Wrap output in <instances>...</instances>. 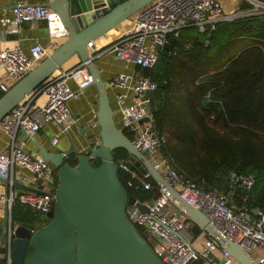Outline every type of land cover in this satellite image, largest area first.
Here are the masks:
<instances>
[{
  "label": "built area",
  "instance_id": "1",
  "mask_svg": "<svg viewBox=\"0 0 264 264\" xmlns=\"http://www.w3.org/2000/svg\"><path fill=\"white\" fill-rule=\"evenodd\" d=\"M248 1L252 3L250 8L227 11L220 0H153L133 15L130 27L116 36L106 33L90 40L87 47L93 59L112 53L127 63L151 69L157 63L169 36L180 35L182 28L187 25H195L199 31L209 32L220 21L256 12L264 13V0ZM34 19L45 21L50 37L47 44L34 41L28 51L20 44L0 48V63L14 82L67 37L68 31L59 13L47 2L16 0L10 10L0 14V26L15 25L14 30H17L22 22ZM71 79L77 84L76 88L71 87ZM91 80L92 75L85 61L71 67L62 66L1 120V129L9 135L10 150L0 149V177L9 179L7 188L0 191V200L5 201L8 207L20 203L34 210L38 218L47 217L55 202L57 171L48 165L41 153L23 150L17 134L21 132L31 136L46 123L54 122L60 127V131L52 137V142L57 144L60 134L70 126L69 100L78 97ZM109 85L122 90L116 92L121 126L133 128L132 141L140 150H148L147 155L154 167L191 205L201 209L211 223L209 231L203 230L200 234L202 240L197 242L198 236L193 233L191 220L164 191L158 197L144 201L148 205L146 211L134 205L127 206L129 218L145 226L146 237L152 242L157 254L167 264H192L198 258L204 259L205 264H218L221 260L222 264H239L224 246V243L234 241L251 254L259 250L255 258L264 264V212L258 210L252 217L246 205L234 208L224 193L202 188L194 180L179 173L168 158L158 153L157 149L166 141V135L153 128L151 93L157 88L156 81L149 74L141 72H119L109 79ZM8 87L6 84L1 85L4 90ZM128 91L136 96L134 101L127 100ZM37 94L45 96L44 104L33 103ZM139 119L144 120L139 123ZM15 166L28 168L31 174L26 177L27 184L43 191L23 189L16 192L13 184ZM119 166L139 180L135 187H152L150 170L145 169L139 177L126 163L120 161ZM229 177L234 186L244 189H250L255 181L253 175L236 170L231 171ZM0 264H10V260Z\"/></svg>",
  "mask_w": 264,
  "mask_h": 264
},
{
  "label": "water",
  "instance_id": "2",
  "mask_svg": "<svg viewBox=\"0 0 264 264\" xmlns=\"http://www.w3.org/2000/svg\"><path fill=\"white\" fill-rule=\"evenodd\" d=\"M151 1H47L59 13L68 31L67 37L6 90L0 88L1 122L18 102L77 54L81 61L86 62L92 75L90 84H95L99 93L95 123L99 126L97 134L87 135L88 127H81L88 150L81 152L71 138L70 147L65 150L41 151L44 158L54 164L58 178L55 202L47 213L49 220L40 225L20 222L9 219L6 211L1 242L8 244L10 264H167L127 214L129 205L141 211H146L148 205L129 193L121 182L119 163L113 152L118 147L126 148L128 154L137 157L151 171L158 183L154 188V198L164 191L192 222L209 231L211 223L206 214L180 194L154 167L147 155L148 150H140L125 135L124 128L118 125L107 81L87 47L88 41L105 35L122 21L132 18ZM240 6L246 9L252 3L242 0ZM73 154L76 164L69 160ZM96 160L99 163L95 165L93 162ZM0 178L9 183V179ZM13 184L26 190L43 191L15 180ZM248 193L251 190L248 189ZM258 210V207L254 208L255 213ZM224 246L239 264H260L241 244L229 241ZM218 264H222V260Z\"/></svg>",
  "mask_w": 264,
  "mask_h": 264
},
{
  "label": "trees",
  "instance_id": "3",
  "mask_svg": "<svg viewBox=\"0 0 264 264\" xmlns=\"http://www.w3.org/2000/svg\"><path fill=\"white\" fill-rule=\"evenodd\" d=\"M187 27L197 28L187 25L180 35H170L153 68L138 66L157 83L151 93L153 128L166 135L157 151L186 178L224 193L234 208L246 205L255 217L254 208L264 212V13L220 21L209 32L199 31L203 36L187 38ZM221 29L226 36L219 35ZM124 133L133 139L132 127H125ZM113 152L116 162L143 175L144 164L126 148ZM233 170L253 175L251 193L231 183ZM118 175L139 200L154 198L158 183L153 177L152 187L144 188L135 187L139 180L121 166ZM12 216L37 225L49 220L20 203L13 204ZM135 224L146 236L145 226ZM190 224L199 236L201 228ZM192 264L205 261L198 258Z\"/></svg>",
  "mask_w": 264,
  "mask_h": 264
},
{
  "label": "crops",
  "instance_id": "4",
  "mask_svg": "<svg viewBox=\"0 0 264 264\" xmlns=\"http://www.w3.org/2000/svg\"><path fill=\"white\" fill-rule=\"evenodd\" d=\"M32 3H45L49 0H25ZM224 9L229 11L237 8H241L242 0H220ZM16 0H0V14L10 10L15 4ZM133 16L130 19L122 21L115 28L108 31V34L113 36L118 35L125 29L131 26ZM15 25L10 27L0 26V48L13 46L20 44L25 51L29 50L30 45L34 41H41L47 44L50 41V37L45 25V21L40 19L28 20L22 22L17 30ZM80 58L77 54L69 58L64 64V67H71L80 62ZM94 62L100 69L102 77L107 81V88L112 106L115 110V117L118 125H121V111L117 102L116 92L122 91L120 88H114L109 85V79L119 72H140L138 66L133 63H127L122 59L115 57L112 53H105L94 58ZM14 81L8 76L6 70L0 63V88L2 84L11 85ZM72 88H76L77 84L74 80L69 81ZM98 89L95 84H90L85 87L78 97L69 100L68 105L70 108V126L67 131L60 134V140L57 144L52 142V137L60 131L59 125L54 122H48L42 126L35 134L28 136L23 133H18L20 147L31 153H41L42 149L50 151L65 150L70 147L71 138L78 146L81 152L88 150L89 145L86 143V137L81 131V127H88L86 134L98 132L99 126L96 125V114L98 110ZM136 96L132 91H128V101H134ZM34 104H44L45 96L43 94H37L33 99ZM92 126V127H91ZM84 129V128H83ZM9 135L4 132L0 127V149L9 151ZM74 154L69 159H75ZM48 165L52 169H56L54 164L48 160ZM31 171L26 167L15 166L13 179L19 183L27 184ZM7 183L0 178V191L7 188ZM14 190L20 191L23 188L14 186ZM8 210L9 219L12 216V208L8 207L7 203L0 200V262L5 263L10 260V249L8 244L1 242L2 233L4 231L3 223L5 221L6 211ZM8 219V220H9ZM202 230V229H201ZM203 232V230H202ZM201 239L197 242H200ZM200 246V243L198 244ZM255 256L260 253L256 250ZM254 255V254H253ZM254 256V257H255Z\"/></svg>",
  "mask_w": 264,
  "mask_h": 264
},
{
  "label": "rangeland",
  "instance_id": "5",
  "mask_svg": "<svg viewBox=\"0 0 264 264\" xmlns=\"http://www.w3.org/2000/svg\"><path fill=\"white\" fill-rule=\"evenodd\" d=\"M237 9H239V8H237ZM256 14H260V13H258V12H256ZM234 19V18H233ZM183 33H184V35L187 37V38H191V37H194L195 35L196 36H203L204 34L203 33H201V32H199V30L197 29V28H195V27H187V28H185L184 30H183ZM219 35L220 36H222V37H224V36H226L225 35V31H223L222 29L221 30H219ZM201 235H199L198 237H197V239L196 240H200L201 239ZM150 243H152L151 241H149ZM252 254H254V256H255V253H252Z\"/></svg>",
  "mask_w": 264,
  "mask_h": 264
}]
</instances>
